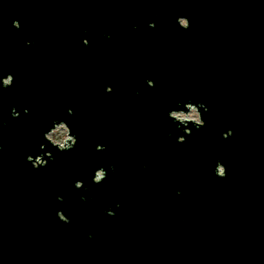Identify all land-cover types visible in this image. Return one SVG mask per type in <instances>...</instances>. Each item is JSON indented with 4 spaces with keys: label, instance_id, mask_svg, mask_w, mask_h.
<instances>
[{
    "label": "water",
    "instance_id": "95a60500",
    "mask_svg": "<svg viewBox=\"0 0 264 264\" xmlns=\"http://www.w3.org/2000/svg\"><path fill=\"white\" fill-rule=\"evenodd\" d=\"M139 2L165 22L170 98L137 107V118L135 108L108 103L107 113L123 114L108 118L91 88L85 130L42 118L24 148L26 157L51 153L38 176L23 178L21 150L10 155L6 178L0 165L3 239L16 255L0 264H264V0H85L90 15L104 8L115 43ZM12 4L26 19L51 22L67 15L68 0ZM191 108L200 123L178 127L171 111ZM61 122L70 138L62 150L44 139ZM158 130L167 142L149 133ZM32 179L41 206L59 214L54 249L41 263L19 257L22 211L37 207L21 192Z\"/></svg>",
    "mask_w": 264,
    "mask_h": 264
},
{
    "label": "flooded vegetation",
    "instance_id": "af4514ba",
    "mask_svg": "<svg viewBox=\"0 0 264 264\" xmlns=\"http://www.w3.org/2000/svg\"><path fill=\"white\" fill-rule=\"evenodd\" d=\"M13 2L19 4L20 0H0V165L5 178L9 173L10 155L17 150H21L23 178L38 176L44 162L36 157L41 154L33 157L32 165L39 169L33 170L27 163L29 155L26 157L24 148L26 135L40 133L42 118L61 117L69 122L72 130L86 129L91 88L98 98L102 116L108 118L123 117L122 113H107L108 103L135 108L133 116L137 118V107L163 103L170 98L165 22L157 21L150 14L153 9L148 2L138 3L133 18L125 25L124 39L117 43L112 42L117 30L112 24L107 26L102 6L91 16L85 0H68L67 15L48 22L41 17L26 19L19 5L13 8L16 6ZM108 42L114 47H107ZM9 76L12 82L6 86L4 81ZM107 76L113 84L107 83ZM113 91L114 101L107 96ZM13 109L15 112L11 113ZM61 125L66 128L63 122L53 128ZM158 126L161 129L162 125ZM149 133L163 143L170 138L166 133L160 134V130ZM178 141L184 142V137L180 136ZM30 181L20 191L26 198L32 194L37 207L22 211L24 230L19 241V257L23 262L41 263L47 246L54 249L59 214L55 208L46 212L41 206L40 182ZM55 197H51L53 202ZM8 215L0 208V263L16 257L15 247L3 239L8 235L7 228L6 232L3 228Z\"/></svg>",
    "mask_w": 264,
    "mask_h": 264
},
{
    "label": "clouds",
    "instance_id": "9594fccd",
    "mask_svg": "<svg viewBox=\"0 0 264 264\" xmlns=\"http://www.w3.org/2000/svg\"><path fill=\"white\" fill-rule=\"evenodd\" d=\"M181 23H184L185 27H187L186 22L181 21ZM11 82H12V77L9 76L8 79H6L4 81V84L7 86ZM184 106H189L190 107L191 103H187ZM201 106H203V105L201 104ZM207 111H208V109L205 108V112H207ZM14 112H15V109H13L11 113H14ZM171 113H172V116H173V121L177 123L178 127L181 126L182 122H186V121H193L194 120V121H196L197 124L200 123V117L197 114L195 108H192L191 115H184L183 111H171ZM25 114L27 115V110H25ZM53 124H54V122H53ZM51 129H52L51 131H48L44 135V139L50 145H52L54 148L56 146H59V149H61V150L64 149L66 147L65 141L68 139V129L65 128L63 125H61L60 127H55V128L52 127ZM43 149H44V146L42 145L41 146V151H43ZM0 151H2V148H0ZM45 155L48 157L47 162H48V160H52L53 159L51 153H45L44 155L37 156L36 158H39V157H42V156H45ZM32 161H33V157L32 156H28L27 157V163L32 165ZM36 162L38 163L39 159H37ZM46 166H47V164H46ZM32 168H33V170H39L38 168H35L34 165H32ZM102 175H103L102 173L97 175L96 176V180L99 181L102 178ZM61 218H63V217H61Z\"/></svg>",
    "mask_w": 264,
    "mask_h": 264
},
{
    "label": "rangeland",
    "instance_id": "374dc122",
    "mask_svg": "<svg viewBox=\"0 0 264 264\" xmlns=\"http://www.w3.org/2000/svg\"><path fill=\"white\" fill-rule=\"evenodd\" d=\"M191 110H192V108L189 110V112L187 114H184V115H191Z\"/></svg>",
    "mask_w": 264,
    "mask_h": 264
},
{
    "label": "built area",
    "instance_id": "2783aa9c",
    "mask_svg": "<svg viewBox=\"0 0 264 264\" xmlns=\"http://www.w3.org/2000/svg\"><path fill=\"white\" fill-rule=\"evenodd\" d=\"M68 140H70L69 136H68V139L65 141V143H67ZM97 175H99V174H97Z\"/></svg>",
    "mask_w": 264,
    "mask_h": 264
}]
</instances>
